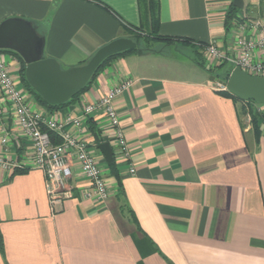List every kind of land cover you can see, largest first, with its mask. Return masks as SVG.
<instances>
[{"label":"crops","instance_id":"crops-1","mask_svg":"<svg viewBox=\"0 0 264 264\" xmlns=\"http://www.w3.org/2000/svg\"><path fill=\"white\" fill-rule=\"evenodd\" d=\"M142 1L0 0V25L30 22L44 38V57L68 69L113 40L146 37L151 26ZM233 1L159 0L158 33L214 43L232 57L235 32L226 31L224 21ZM242 1L237 16L264 19V0ZM149 40V55L113 60L88 90L59 109L30 99L45 118L62 122L68 115L81 117L85 105L130 80L114 103L129 157L116 156L102 111L89 114L80 128L64 125L63 131L87 141L108 196L85 197L90 183L70 156L69 195L56 214L40 170H0V264H264V124L255 132L237 101L210 88L211 76L191 61V53L170 46L162 54L163 43ZM13 53L0 50L24 90ZM263 56L254 53L255 59ZM0 131L12 138L7 156L30 155L10 112L1 117ZM50 137L60 142L54 132ZM104 142L112 148L115 174L97 149Z\"/></svg>","mask_w":264,"mask_h":264},{"label":"built area","instance_id":"built-area-1","mask_svg":"<svg viewBox=\"0 0 264 264\" xmlns=\"http://www.w3.org/2000/svg\"><path fill=\"white\" fill-rule=\"evenodd\" d=\"M231 29L235 32L233 56H228V51L220 49L214 43H207L202 51L204 59L209 65H218L225 61L233 69L240 68L249 75L264 77V56L254 58L255 52H264V19L238 15L233 20ZM226 80L213 79L210 88L216 93L227 92L224 83ZM131 85L130 80L123 81L109 89L97 102L85 105L81 117L68 115L62 122H58L53 118H45L40 111L31 107L28 94L17 87L9 67L0 56V119L6 112H10L18 127L19 137L26 139L32 149L24 160L7 156L6 153L13 148L12 138L9 133L0 131V170L8 173L15 170H40L45 179L49 205L56 214L61 212L62 201L69 195V157L72 156L80 172L90 183L85 197L93 201H104L108 196L107 185L99 164L89 152L87 141L72 136L63 131V128L66 124L80 128L89 114L102 111L107 119L108 137L114 144L116 156L127 160L129 147L119 125L114 103ZM257 108L259 111L264 110L261 105ZM245 119L249 123V117L246 116ZM50 132L58 135L59 143L52 142ZM129 172L133 175L134 168L130 167Z\"/></svg>","mask_w":264,"mask_h":264},{"label":"water","instance_id":"water-1","mask_svg":"<svg viewBox=\"0 0 264 264\" xmlns=\"http://www.w3.org/2000/svg\"><path fill=\"white\" fill-rule=\"evenodd\" d=\"M233 6L241 9L243 1L234 0ZM1 49L12 50L22 58L28 85L45 103L53 106L77 95L106 58L134 49L139 56L151 53L150 50L143 51L131 38H119L99 48L84 64L63 69L55 59L44 57V38L38 35L30 22L22 19H8L1 23ZM224 83L227 92L240 101H252L264 107V77L252 76L234 68ZM97 149L108 164L113 163V151L108 142L98 144Z\"/></svg>","mask_w":264,"mask_h":264},{"label":"trees","instance_id":"trees-1","mask_svg":"<svg viewBox=\"0 0 264 264\" xmlns=\"http://www.w3.org/2000/svg\"><path fill=\"white\" fill-rule=\"evenodd\" d=\"M141 5L144 8V14H145L147 20L150 22L151 31L148 33V35L146 37L135 35L131 38L138 44V46L140 48H143V50H149L147 45L150 43L149 38H152L154 40H157V41H160L163 43V49L159 50V52L162 54L166 53L165 52L166 49L170 46L175 47L174 50L177 51L178 53H181V54H184V53H182V50L189 49L191 51V55L189 56L191 61L193 63H195L199 68L204 70L209 76L214 77L215 80H223L224 81L227 79V77L229 76V74L233 70V67L225 61L218 64V65H209L202 55V51L206 47L207 43H201V42L193 43L188 39H176V38L174 39V38L163 37V36L159 35V33H158V28H159V0H143L141 2ZM238 11L239 10L237 8H235L234 6L229 7V9L226 13L225 21H224V26H225L226 31L231 29L233 20L236 19ZM178 43H180V44L178 45ZM134 52H136L135 49L134 50H128V51H124V52H121V53H118V54H115V55H112V56L106 58L99 65V67L97 68L94 75L91 77V79L87 83V85L77 95H75L73 98H71L67 102H65L61 105H57V106H53V105H49V104L45 103L38 96V94L35 93V91L28 85V83L24 77L25 63L18 54H16V53H13V54L16 56L18 62L20 63V68L18 71L19 80H20V83L23 86L24 90L28 94L29 98L32 99L36 104L43 106L44 108H46L50 111V110L59 109L63 105L72 101L73 99L78 98L82 93H84L86 90H88L90 85L95 80L96 76L105 68V66H107L109 63H111L113 60H115L119 57H122L127 53H134ZM84 63L85 62L81 63L80 65H82ZM220 94L224 97H229V98H232L233 100L237 101L240 104V114L244 117L248 116L249 117V123L253 127L254 131L259 132L260 125L264 124V110L259 111L257 108L258 104H255L252 101H240L239 99L232 96L228 92H223ZM87 124H88V129L94 135H96L95 127H94V124H93L91 118H87ZM110 169H111V172L113 174L116 173V167H115L114 162L110 164ZM27 170H29V169L15 170V171H21L22 172V171H27ZM0 251H3V242H2L1 234H0Z\"/></svg>","mask_w":264,"mask_h":264},{"label":"rangeland","instance_id":"rangeland-1","mask_svg":"<svg viewBox=\"0 0 264 264\" xmlns=\"http://www.w3.org/2000/svg\"><path fill=\"white\" fill-rule=\"evenodd\" d=\"M161 45H163V44H161ZM161 45H160V47H162ZM168 48H170V47H168ZM186 51H188L189 54L191 53V51L189 49H186ZM31 107L33 108V107H35V105L34 104H31Z\"/></svg>","mask_w":264,"mask_h":264}]
</instances>
